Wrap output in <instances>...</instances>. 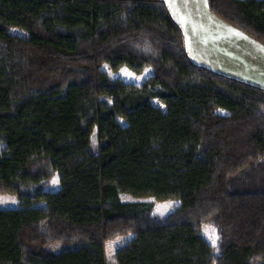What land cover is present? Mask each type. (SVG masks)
Masks as SVG:
<instances>
[{
	"label": "trees",
	"instance_id": "16d2710c",
	"mask_svg": "<svg viewBox=\"0 0 264 264\" xmlns=\"http://www.w3.org/2000/svg\"><path fill=\"white\" fill-rule=\"evenodd\" d=\"M208 5L264 45V0ZM0 145L18 197L0 204V264H106L129 234L118 264H264V87L196 63L166 0H0ZM121 194L181 203L157 217Z\"/></svg>",
	"mask_w": 264,
	"mask_h": 264
},
{
	"label": "rangeland",
	"instance_id": "374dc122",
	"mask_svg": "<svg viewBox=\"0 0 264 264\" xmlns=\"http://www.w3.org/2000/svg\"><path fill=\"white\" fill-rule=\"evenodd\" d=\"M170 4L169 7L172 6L174 12L172 15L175 16L174 18L178 17L181 21V26L183 25L185 28V33L187 36V41L189 38V44L198 40L199 42L203 43L207 37L211 35L210 39H206L204 42L205 49L204 51H200L199 60L204 61L206 65H214L215 67H219L222 73L228 74L229 76H234L235 78L259 85L264 87V45L254 39L250 38L247 34L241 31L239 28L228 24L227 21L219 17L218 15L212 13L208 6L206 0H178L172 1L169 0ZM171 5V6H170ZM193 9L197 8L198 12L202 10L203 12L198 15V18L203 21V25L208 27L209 33L203 40L200 37L202 35L196 34L195 37H192L191 28L188 27L185 19L181 15L185 9ZM188 13V12H186ZM185 13V14H186ZM184 14V15H185ZM214 19H213V18ZM218 21L224 22L227 26L221 27L218 24ZM223 29V31H221ZM9 31L13 34L21 35L27 37L29 35L28 32L25 30L18 28V27H11ZM223 34L226 36L224 37ZM227 43H224V41ZM246 40H249L248 43ZM230 42V43H228ZM222 45L231 46L232 49H235L243 54V56L239 57L240 55H223L224 49H222ZM238 45L241 46L239 49ZM221 46V48H220ZM209 48H215L217 51L221 49V55L209 51ZM102 69L107 72V74L112 78H121L128 82L134 83H142L149 75L152 74L153 69L151 67H146L144 72L141 74H137L132 71L130 68L124 66L117 71H113L107 63L102 65ZM154 104L164 108V104H162L159 100L153 99ZM92 139H94V146L97 148L98 142L96 139V133L94 132L92 135ZM3 148V145H0V150ZM60 188L59 177L57 174L51 176L49 180V184L47 189L51 190H58ZM121 199L123 201H150L154 203V208L152 210L153 215L157 217H163L171 212H173L178 205L181 203V199H168V200H158L154 197H134L129 194H121ZM18 197L16 194L6 192L4 187L0 185V204L4 206H8L14 203H17ZM39 205H43V203H39ZM201 233L205 237V239L212 245H218L219 233L218 229L215 225L204 222L201 225ZM42 230L46 231V224H43ZM134 235H119L113 239L108 240L105 243V251L107 262L106 264H118L115 259V253L120 249L127 240L132 238ZM215 240V243H213ZM65 245L58 241L49 240L46 244V248L52 251H61L63 250ZM217 253L219 252L216 250ZM217 264V262H214Z\"/></svg>",
	"mask_w": 264,
	"mask_h": 264
},
{
	"label": "crops",
	"instance_id": "0c3cea01",
	"mask_svg": "<svg viewBox=\"0 0 264 264\" xmlns=\"http://www.w3.org/2000/svg\"><path fill=\"white\" fill-rule=\"evenodd\" d=\"M172 1H175V0H172ZM176 1H178V0H176ZM183 1H185V0H183ZM207 1V6H208V8H209V5H208V0H206ZM166 2L168 3V5L170 4L169 2V0H166ZM171 6V5H170ZM170 9L172 10V12H174L173 11V9H172V6L170 7ZM210 10V9H209ZM211 11V10H210ZM186 12H188V13H186ZM203 11L202 10H200L199 12H198V9L197 8H191V9H185L184 10V12H182L181 13V15L183 16V18L185 19V21H186V23H189V24H187L188 25V27H190L191 28V31H192V36H191V38L192 37H195V35L197 34H200V35H202V37H200L201 38V40H203L204 39V37H206L208 34H210L209 33V29H208V27H206V26H204L203 25V21L202 20H200L199 18H198V15L200 14V13H202ZM212 12V11H211ZM186 13V14H185ZM213 13V12H212ZM185 14V15H184ZM176 16V15H175ZM174 16V17H175ZM213 18V17H212ZM214 19V18H213ZM176 20L180 23V24H182L181 23V21H180V19H178V17H176ZM228 23V22H227ZM218 24H220L221 25V27L222 28H224L223 26H227V24H225L224 22H220V21H218ZM228 24H230V23H228ZM182 28H183V30H184V33H185V28H184V26L182 25ZM221 31H223V29H221ZM246 34V33H245ZM223 36L224 37H226L224 34H223ZM249 36V35H248ZM250 37V36H249ZM211 38V35L209 36V37H207L206 39H210ZM250 38H252V37H250ZM185 39H186V44H187V48H188V52H189V54H190V56H191V58L196 62V63H199V64H202V65H204V66H207V67H209V68H211V69H213V70H216V71H219V72H222L221 70H220V68L219 67H215L214 65H211V64H209V65H206L205 63H204V61H200L198 58H199V54H200V51L202 50V51H204V49H205V46H204V42L206 41V39H205V41L203 42V43H201V42H199L198 40H196V39H194L195 41L194 42H192L191 44H189V38H188V41H187V36H186V34H185ZM253 39V38H252ZM224 41V40H223ZM248 43H250V41L249 40H246ZM256 41V40H255ZM224 43H227L226 41H224ZM228 43H230V42H228ZM238 47H239V49H241V46L240 45H238ZM220 48H221V46H220ZM218 49V51L215 49V48H209V51H211V52H215V53H217V54H219V55H221L220 53H221V49ZM222 49H224L223 51H224V54L223 55H236V54H238V55H240L239 57H241V56H243V54L242 53H244V52H242L241 51V53L239 52V51H237V50H235V49H232V45L231 46H226L225 47V45H222ZM245 54V53H244ZM238 55H236V56H238ZM228 75V74H227ZM234 77V76H233Z\"/></svg>",
	"mask_w": 264,
	"mask_h": 264
},
{
	"label": "snow or ice",
	"instance_id": "6c2138e0",
	"mask_svg": "<svg viewBox=\"0 0 264 264\" xmlns=\"http://www.w3.org/2000/svg\"><path fill=\"white\" fill-rule=\"evenodd\" d=\"M213 243H215V240H213Z\"/></svg>",
	"mask_w": 264,
	"mask_h": 264
}]
</instances>
